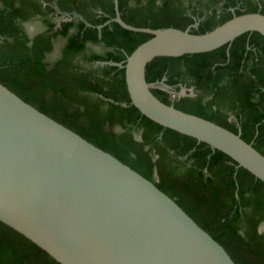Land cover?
<instances>
[{"label":"trees","instance_id":"obj_1","mask_svg":"<svg viewBox=\"0 0 264 264\" xmlns=\"http://www.w3.org/2000/svg\"><path fill=\"white\" fill-rule=\"evenodd\" d=\"M51 3L82 20L62 21L54 29L48 19L55 12ZM118 10L134 26H190L191 32L203 33L234 14H264V0H118ZM113 16L112 0H0V82L153 180L236 264H264V229H259L264 224V182L223 152L142 115L130 104L122 68L92 67L95 60L122 61L151 36L115 21L97 28ZM34 17H39L43 29L30 36L23 24ZM57 38L64 39L63 44L49 61L46 57ZM90 43L109 49L88 53ZM162 77L169 85L182 82L192 87L194 94L175 99L153 84L150 89L161 101L233 132L240 127L241 137L264 155L260 33L245 32L207 52L154 57L146 65L145 78L155 83ZM230 113L236 120L229 118ZM134 131L140 132L139 139ZM0 264L60 263L0 221Z\"/></svg>","mask_w":264,"mask_h":264},{"label":"water","instance_id":"obj_2","mask_svg":"<svg viewBox=\"0 0 264 264\" xmlns=\"http://www.w3.org/2000/svg\"><path fill=\"white\" fill-rule=\"evenodd\" d=\"M112 1L113 18L97 28L115 21L122 28L151 36L122 61L96 64L123 69L130 104L142 115L223 152L264 182V155L241 137L240 127L233 132L161 101L150 89L154 83L145 78L146 65L154 57L207 52L245 32L256 31L264 37V14H234L209 31L193 33L190 26L131 25L121 18L118 0ZM61 17L82 20L66 12ZM0 221L60 264H236L153 180L1 82Z\"/></svg>","mask_w":264,"mask_h":264},{"label":"flooded vegetation","instance_id":"obj_3","mask_svg":"<svg viewBox=\"0 0 264 264\" xmlns=\"http://www.w3.org/2000/svg\"><path fill=\"white\" fill-rule=\"evenodd\" d=\"M44 5H46V3H44ZM50 6H52L54 9H55V12H54V14H49L48 15V19H49V21L53 24V26H54V29L55 28H57L59 25H60V23L62 22V21H65V20H57L56 18H58V16H61V12H59L60 10L57 8V6L55 5V4H53V3H51L50 4ZM232 11H233V9H231ZM70 15H75V13L74 14H70ZM77 15V14H76ZM113 18V17H112ZM40 20L39 19V17H34V18H32V19H30V21H27V22H24V24H23V26H24V28H25V24H27V23H33L35 20ZM111 19V18H110ZM72 20H76V18L75 19H72ZM71 20V21H72ZM40 22H41V20H40ZM43 26V25H42ZM43 29V27L40 29V30H38L37 32H39V31H41ZM26 30V29H25ZM27 31V30H26ZM28 33V32H27ZM30 36L32 35V34H30V33H28ZM63 41H64V39H62V38H57V39H55V47H54V49H53V51L51 52V53H49V54H52V53H57L56 54V56H58V54H59V50H60V47L62 46V44H63ZM102 45L103 46V44L102 43H95V44H88V46H87V48L89 47V46H93V45ZM104 47V49L105 50H108L109 48H107V47H105V46H103ZM87 50V49H86ZM104 50V51H105ZM88 52V51H87ZM89 53V52H88ZM48 54V55H49ZM79 60H82V58H79ZM97 61H100V60H95V61H93L92 63H91V65H92V67L93 68H98V67H104V66H107V65H99V64H96V62ZM162 82H165V77H162L160 80H158V81H156L154 84H158V85H160V87H163V88H165L169 93H170V97L171 98H175V99H177L179 96H182V95H192V94H194V89L192 88V87H186L182 82H177V83H175L174 85H169V84H167L166 82V84L167 85H169L170 86V88H167V87H165L163 84H162ZM176 87L178 88V90H176ZM185 89H191L192 90V93L191 94H188L186 91H185ZM176 95L178 96L177 98H176ZM229 118H231V119H234V120H236L235 119V115H233V114H229ZM120 129V128H119ZM134 134H135V136H136V138H140V132L139 131H134ZM155 158V157H154ZM156 175V174H155ZM154 175V178L156 177ZM261 225H263V229H264V224H261ZM263 229H261V230H263Z\"/></svg>","mask_w":264,"mask_h":264},{"label":"rangeland","instance_id":"obj_4","mask_svg":"<svg viewBox=\"0 0 264 264\" xmlns=\"http://www.w3.org/2000/svg\"><path fill=\"white\" fill-rule=\"evenodd\" d=\"M57 20H63L61 16H58V18H56ZM42 23L40 22V20H35L33 23H27L25 24V29L27 30L28 33L30 34H34L36 33L38 30H40L42 28ZM104 47L102 45H93V46H89L87 48L88 52H96V53H103L104 52ZM57 53H52L47 55V60L52 61L54 60L57 56Z\"/></svg>","mask_w":264,"mask_h":264}]
</instances>
